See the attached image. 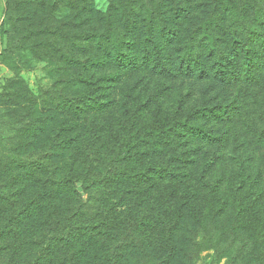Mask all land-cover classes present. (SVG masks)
I'll list each match as a JSON object with an SVG mask.
<instances>
[{"label": "trees", "instance_id": "1", "mask_svg": "<svg viewBox=\"0 0 264 264\" xmlns=\"http://www.w3.org/2000/svg\"><path fill=\"white\" fill-rule=\"evenodd\" d=\"M108 2L8 0L0 264H264V0Z\"/></svg>", "mask_w": 264, "mask_h": 264}, {"label": "rangeland", "instance_id": "2", "mask_svg": "<svg viewBox=\"0 0 264 264\" xmlns=\"http://www.w3.org/2000/svg\"><path fill=\"white\" fill-rule=\"evenodd\" d=\"M16 0H10V4H14ZM31 1V0H28ZM97 9L105 12L109 8L108 0H94ZM8 0H0V15L7 12ZM58 21H62L59 19ZM4 46V42H3ZM3 57L0 58V96L4 93L11 92L14 87H17L19 91L22 89L24 92H28L33 97L38 96L39 91L42 89L52 90L56 81H61L62 78L56 72L54 66L44 62L42 60L32 59L33 61L29 65L14 70L9 68L4 62ZM25 88L26 90H24ZM22 108V107H20ZM15 110H19L18 107L0 108V140L11 137V146H15L17 143L15 130L11 128H19L20 124L15 125V121L19 118ZM15 111V113H14ZM16 137V138H15ZM4 143V141H3ZM2 145H0V152L4 151ZM203 261L201 264H230L231 261L227 259L216 260L214 258V252H207L202 255Z\"/></svg>", "mask_w": 264, "mask_h": 264}, {"label": "built area", "instance_id": "3", "mask_svg": "<svg viewBox=\"0 0 264 264\" xmlns=\"http://www.w3.org/2000/svg\"><path fill=\"white\" fill-rule=\"evenodd\" d=\"M5 22V14L0 15V30ZM2 52V43L0 41V53Z\"/></svg>", "mask_w": 264, "mask_h": 264}]
</instances>
